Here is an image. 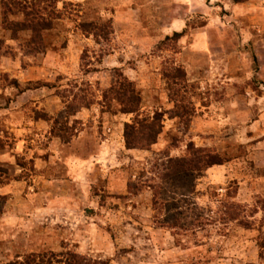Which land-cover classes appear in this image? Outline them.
<instances>
[{
  "label": "rangeland",
  "instance_id": "1",
  "mask_svg": "<svg viewBox=\"0 0 264 264\" xmlns=\"http://www.w3.org/2000/svg\"><path fill=\"white\" fill-rule=\"evenodd\" d=\"M57 7L38 50L30 30L8 28L23 16L4 22L0 4V263L75 252L106 264H264V0ZM80 21L111 26L96 37ZM173 67L186 82L166 78ZM119 73L142 116L163 113L148 149L126 148L134 114L102 100ZM67 143L83 146L68 174L56 157ZM189 144L222 162L194 173L179 213L154 205L151 178ZM160 185L164 196L170 180ZM175 218L194 230L160 224Z\"/></svg>",
  "mask_w": 264,
  "mask_h": 264
},
{
  "label": "trees",
  "instance_id": "2",
  "mask_svg": "<svg viewBox=\"0 0 264 264\" xmlns=\"http://www.w3.org/2000/svg\"><path fill=\"white\" fill-rule=\"evenodd\" d=\"M60 0H0L1 13L5 21L8 15L21 14L22 21L9 22L12 32L19 30H30L38 50L43 46L42 33L53 25L54 19L61 18L62 10L58 9L57 4ZM65 5H71L70 2H63ZM111 22L104 23L103 26L94 22H79L78 27L82 31L91 30L96 37L99 33H106ZM89 28V29H88ZM106 37V36H105ZM174 74L166 72V78L176 79L186 82V74L181 67H173ZM116 83L102 92L103 101H116L119 103V111L122 113L134 114L130 122L124 124L123 137L126 148L148 149L154 144L163 128V113L154 111L152 115L142 116L140 110V97L132 83L122 73L118 74ZM184 87V86H183ZM180 90L174 89L172 96H179ZM171 97V100L175 101ZM70 138L65 141H69ZM190 155L184 157H168L164 163H161V172L158 173L155 180L151 178L148 186L152 189L153 204L163 205L167 209L181 210V204L187 203L186 199L193 191L196 175L207 167L221 163L219 156L196 149L193 144H189ZM189 150V149H188ZM197 173V174H198ZM170 180V187L165 191L164 196L161 192L164 181ZM169 184V183H168ZM169 191V192H168ZM178 195V197H177ZM163 196V197H162ZM162 197V199H161ZM181 203V204H180ZM175 217V216H174ZM173 217V218H174ZM163 226L173 228L175 234H182L183 231H193L191 222L184 223L183 220L175 218L171 223H160ZM179 231V232H178ZM0 264H106L105 261L92 260L75 252L65 253H30L21 259H14Z\"/></svg>",
  "mask_w": 264,
  "mask_h": 264
},
{
  "label": "crops",
  "instance_id": "3",
  "mask_svg": "<svg viewBox=\"0 0 264 264\" xmlns=\"http://www.w3.org/2000/svg\"><path fill=\"white\" fill-rule=\"evenodd\" d=\"M50 147H52V143H51V145H50ZM72 147H70V146H68V143L67 144H62V145H60V147H59V149H58V153H57V155H56V157H57V159L59 160L58 162V164H57V167H60V166H62L63 168H64V171L67 173V172H69V173H71L70 171H69V169L71 168L70 167V164H72V160L73 159H75V161L77 160V165H79V166H81L82 165V150H83V146L82 145H80V144H78L77 146H76V148H77V150L75 149V150H71L70 151V149H71ZM75 163V162H74ZM77 165H75L74 164V166H77ZM68 174V173H67ZM39 177L40 178H42L43 179V174H42V172H40L39 173ZM66 179V178H65ZM65 179L63 180V181H65ZM9 186V185H8ZM19 187L21 188V185H19ZM71 196V195H70ZM69 196V197H70Z\"/></svg>",
  "mask_w": 264,
  "mask_h": 264
}]
</instances>
